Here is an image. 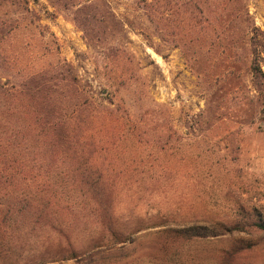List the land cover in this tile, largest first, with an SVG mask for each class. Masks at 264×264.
Instances as JSON below:
<instances>
[{
  "label": "rangeland",
  "instance_id": "obj_1",
  "mask_svg": "<svg viewBox=\"0 0 264 264\" xmlns=\"http://www.w3.org/2000/svg\"><path fill=\"white\" fill-rule=\"evenodd\" d=\"M41 81L71 111L79 84L106 108L89 136L111 139L92 160L115 202L94 208L73 165L31 144L32 187L59 205L10 216L32 236L22 249L44 264H264V232L225 228L264 219V0H0V83ZM22 243L0 264H26Z\"/></svg>",
  "mask_w": 264,
  "mask_h": 264
},
{
  "label": "trees",
  "instance_id": "obj_2",
  "mask_svg": "<svg viewBox=\"0 0 264 264\" xmlns=\"http://www.w3.org/2000/svg\"><path fill=\"white\" fill-rule=\"evenodd\" d=\"M251 69L255 75L262 74L257 60L253 61ZM44 83H0V208H9L6 214L0 216V258L10 255L17 244L22 243L23 237H32L24 231L25 224H19L14 230L7 229V223L13 219L10 218L12 214L20 217L30 213L31 208H38V223L46 218L45 209L52 207V201L59 205L58 194L52 201L46 195L51 184L37 181V185L32 187L36 180H31V170L26 169L32 157L29 152L31 144L43 143L48 146L51 166H54L51 168H56L59 162L60 165H73L71 187L79 189L80 186L94 191V208L107 210L114 207L116 188L109 185L100 165L92 160L96 144L102 141L108 145L111 139L107 136L99 141L95 136H89L99 115H105L106 108L99 106L79 84L71 111L68 106L54 102L50 96L52 92L49 93L47 84ZM104 122L107 123L106 117L102 124L107 126ZM37 151L33 153H36L33 156L36 157L35 160L40 159V152ZM19 164L22 165L16 169ZM51 168L48 167L47 170H52ZM68 178H71L70 175H67ZM65 208L72 206L67 204ZM248 227L250 228L237 222L225 228L229 231L257 229L264 232V219L252 221ZM31 231L36 233L35 228ZM30 241H25L26 249H22L23 241L20 247L21 257L26 264H44L48 253L42 247L39 251L31 249ZM69 251L74 254L72 250Z\"/></svg>",
  "mask_w": 264,
  "mask_h": 264
}]
</instances>
